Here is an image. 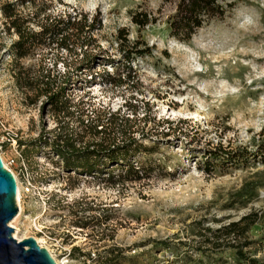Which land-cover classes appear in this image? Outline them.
Listing matches in <instances>:
<instances>
[{
    "label": "rangeland",
    "instance_id": "374dc122",
    "mask_svg": "<svg viewBox=\"0 0 264 264\" xmlns=\"http://www.w3.org/2000/svg\"><path fill=\"white\" fill-rule=\"evenodd\" d=\"M176 2L0 0L33 18L34 29L59 14L80 20L66 48L40 45L14 61L15 36L0 12V158L16 206L8 226L55 264H264V0L222 1L231 7L188 40L166 28ZM131 49L142 53L125 62ZM16 66L71 74L73 101L112 113L154 148L134 159L147 173L133 180L113 165L108 179L65 172L47 148L31 145L55 123L40 112L43 98L26 103ZM250 213L257 219L243 237L212 233Z\"/></svg>",
    "mask_w": 264,
    "mask_h": 264
},
{
    "label": "trees",
    "instance_id": "16d2710c",
    "mask_svg": "<svg viewBox=\"0 0 264 264\" xmlns=\"http://www.w3.org/2000/svg\"><path fill=\"white\" fill-rule=\"evenodd\" d=\"M222 1L224 0H177L173 14L166 21L168 34L178 40H188L202 24L222 17L226 8L231 7V2L225 7L221 4ZM0 12L4 18V30L10 31L15 36L9 44V55L14 61L28 56L36 46L54 42L66 48V40L72 34L76 36V32L81 30L80 20L75 14L72 16L59 14L46 18L44 22L36 25L38 29H34L33 18L20 15L16 12L13 3L1 5ZM146 22V20L141 22L136 20L138 24ZM81 45H85L84 40L79 47ZM141 53L142 50L131 49L129 52H123V59L128 62L132 54ZM12 73L16 86L24 94L26 103L34 104L43 98L40 112L49 114L55 123L54 128L32 139L30 144H40L47 148L58 159L62 170L90 177L105 174L108 179L111 177L108 167L113 165L123 169V175L133 180L147 173L148 168H144L141 164L136 166L134 159L139 153L153 152L154 148L143 146L131 135L133 131L122 130L120 118L113 117L112 113L99 114L97 113L100 111L99 108L93 107V103L73 101L68 94L74 80L71 74L68 72L52 74L49 71L32 73L29 67L22 66H16ZM106 77L108 83L118 84V77L117 80L110 74ZM116 119L119 122H116ZM117 135L120 137L118 141L115 137ZM224 153L228 155L229 152ZM234 157L226 156V159H236ZM256 217L255 213L243 215L236 221L220 225L212 230V233L215 237H233V239L243 237L256 221ZM247 243L244 240L239 246L244 247ZM233 247L235 248L236 245ZM236 255L246 259L241 250H236Z\"/></svg>",
    "mask_w": 264,
    "mask_h": 264
},
{
    "label": "water",
    "instance_id": "95a60500",
    "mask_svg": "<svg viewBox=\"0 0 264 264\" xmlns=\"http://www.w3.org/2000/svg\"><path fill=\"white\" fill-rule=\"evenodd\" d=\"M15 181L0 158V264H55L31 236L16 240L9 220L15 215Z\"/></svg>",
    "mask_w": 264,
    "mask_h": 264
},
{
    "label": "bare ground",
    "instance_id": "6f19581e",
    "mask_svg": "<svg viewBox=\"0 0 264 264\" xmlns=\"http://www.w3.org/2000/svg\"><path fill=\"white\" fill-rule=\"evenodd\" d=\"M18 197V196H17ZM58 264V263H57Z\"/></svg>",
    "mask_w": 264,
    "mask_h": 264
}]
</instances>
